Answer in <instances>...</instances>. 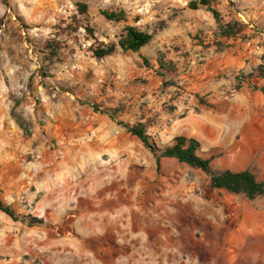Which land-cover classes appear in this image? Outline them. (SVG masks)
Wrapping results in <instances>:
<instances>
[{
  "label": "rangeland",
  "instance_id": "1",
  "mask_svg": "<svg viewBox=\"0 0 264 264\" xmlns=\"http://www.w3.org/2000/svg\"><path fill=\"white\" fill-rule=\"evenodd\" d=\"M77 1L99 40L117 41L123 23L99 10L118 8L153 39L139 53L94 57L87 32L67 26L82 19ZM188 2L0 0V197L18 214L0 211V264H264V196L214 189L174 158L157 170L117 123H144L159 149L193 137L201 156L218 154L215 171L264 180V0L219 1L225 20L248 25L223 50L209 47L212 14ZM159 54L176 66L169 85Z\"/></svg>",
  "mask_w": 264,
  "mask_h": 264
},
{
  "label": "trees",
  "instance_id": "2",
  "mask_svg": "<svg viewBox=\"0 0 264 264\" xmlns=\"http://www.w3.org/2000/svg\"><path fill=\"white\" fill-rule=\"evenodd\" d=\"M220 0H189L187 7L192 10L204 8L212 14L216 29L214 37L209 47L214 46L216 49L223 50L226 41L238 38L244 35L247 24L236 18L224 19L222 13L217 9V4ZM77 14L82 17L81 20L75 22V26L70 27L71 33H77L79 28H83L89 38L93 42L89 46V50L94 57L103 58L113 54L118 48L123 53H139L140 50L148 45L153 39L154 31L149 32V29H141L133 23H129L126 11L123 8L118 9H102L99 13L110 22L123 23L121 31L116 42H103L95 35V28L89 21V6L84 2H75ZM76 18V16H74ZM136 21L138 18H135ZM1 21V20H0ZM66 26V27H67ZM59 41L55 38L48 39L45 42V48L50 58L57 57L59 54ZM146 65H149L148 59L142 56ZM156 73L165 81L167 77H171L176 73V66L172 60L166 59L163 54H159L156 58ZM259 75L264 76V51L261 57V64L258 68ZM167 85L170 83L166 82ZM244 83H247L245 76L237 77L236 89H239ZM258 89V88H257ZM264 92V87L260 88ZM197 98L203 104L208 105L202 98ZM96 109V106H93ZM117 111V110H114ZM109 117L116 120L117 115L113 112H106ZM16 123L22 127L20 120L13 116ZM122 125L132 136L136 137L144 147L149 149L156 161L157 170L160 167L162 158H174L180 163H184L192 168L198 169L206 174L209 178L210 186L214 189L225 190L228 193L243 195L249 200H254L264 196V180H259L250 169L215 171L212 167V161L218 157V154H211L208 157H203L199 154L200 143L197 139L187 136H176L173 138L171 145L162 149L156 147L151 142L147 133L146 126L142 122L130 125L124 122H117ZM0 211L8 215L13 220L18 219V214L14 209L3 202L0 197ZM34 221L39 222L37 218Z\"/></svg>",
  "mask_w": 264,
  "mask_h": 264
},
{
  "label": "bare ground",
  "instance_id": "3",
  "mask_svg": "<svg viewBox=\"0 0 264 264\" xmlns=\"http://www.w3.org/2000/svg\"><path fill=\"white\" fill-rule=\"evenodd\" d=\"M102 218H104V219H106V218H107V219H108V216H106V217H102Z\"/></svg>",
  "mask_w": 264,
  "mask_h": 264
},
{
  "label": "water",
  "instance_id": "4",
  "mask_svg": "<svg viewBox=\"0 0 264 264\" xmlns=\"http://www.w3.org/2000/svg\"><path fill=\"white\" fill-rule=\"evenodd\" d=\"M149 32L151 33V30L149 29Z\"/></svg>",
  "mask_w": 264,
  "mask_h": 264
}]
</instances>
